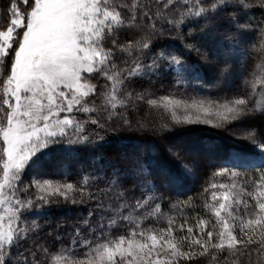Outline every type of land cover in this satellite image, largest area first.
Masks as SVG:
<instances>
[{
    "label": "snow or ice",
    "instance_id": "6c2138e0",
    "mask_svg": "<svg viewBox=\"0 0 264 264\" xmlns=\"http://www.w3.org/2000/svg\"><path fill=\"white\" fill-rule=\"evenodd\" d=\"M257 9L264 0H0V264H264ZM210 89L217 99L192 98ZM154 106L170 117L151 119ZM199 124L256 151L218 158L177 134ZM197 178L200 194L180 200ZM67 205L77 215L54 220Z\"/></svg>",
    "mask_w": 264,
    "mask_h": 264
},
{
    "label": "trees",
    "instance_id": "16d2710c",
    "mask_svg": "<svg viewBox=\"0 0 264 264\" xmlns=\"http://www.w3.org/2000/svg\"><path fill=\"white\" fill-rule=\"evenodd\" d=\"M6 2V0H5ZM252 15H254L258 20L261 19L262 16H264V13H262L259 9L253 11ZM175 45L178 46V42H173ZM258 62V61H257ZM203 75L206 79V81L211 84L213 83V73L212 70L209 68H204L202 70ZM259 76V73H258ZM146 86V85H145ZM166 91H161L159 93L160 96L166 95ZM207 97L208 99H217L218 93L215 89H210L207 92H201L199 94L193 93L192 98L196 100L204 99ZM156 97H153L155 99ZM176 99L183 100L186 102L191 101V99L188 96H176ZM222 102V101H221ZM183 108H178V114L183 115L184 112L181 111ZM147 111V109H146ZM180 111V112H179ZM170 117V113L165 112V110L162 107H153L150 110V118L153 120H160V119H167ZM237 132V135H241L243 133V129H235ZM185 136H200L206 139L207 141V148L211 151L216 152V155L218 158L220 157H230L233 155H251L256 150L253 148V146L249 145L246 141L240 140L235 138L233 135H231L229 132L225 131L223 128H216L212 125H187L184 126L183 129H178L177 134H181ZM127 135V134H126ZM111 147V146H110ZM85 160L88 159V154L85 153L84 157ZM255 158V157H254ZM66 166L69 171L75 170V165L71 161L66 162ZM202 182V178H197L196 180L192 181L187 188L184 190L186 194L179 195L180 200H187L188 197H196L200 194V184ZM195 203L199 204L200 200H196ZM79 209L75 208L74 206L67 205L62 206L58 209H54L53 211V219L54 220H61V219H73ZM166 216H171L173 219H176L177 222H179V217L183 214L179 210H175L172 212H168V209L165 208ZM183 233H179V235H182Z\"/></svg>",
    "mask_w": 264,
    "mask_h": 264
},
{
    "label": "rangeland",
    "instance_id": "374dc122",
    "mask_svg": "<svg viewBox=\"0 0 264 264\" xmlns=\"http://www.w3.org/2000/svg\"><path fill=\"white\" fill-rule=\"evenodd\" d=\"M188 103H191V101H189ZM181 111H183L184 112V110H181ZM180 112V111H179Z\"/></svg>",
    "mask_w": 264,
    "mask_h": 264
}]
</instances>
